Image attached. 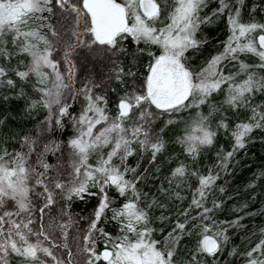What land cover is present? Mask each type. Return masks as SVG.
Listing matches in <instances>:
<instances>
[{
    "label": "snow or ice",
    "instance_id": "obj_1",
    "mask_svg": "<svg viewBox=\"0 0 264 264\" xmlns=\"http://www.w3.org/2000/svg\"><path fill=\"white\" fill-rule=\"evenodd\" d=\"M257 139L264 0H0V264H264Z\"/></svg>",
    "mask_w": 264,
    "mask_h": 264
},
{
    "label": "trees",
    "instance_id": "obj_2",
    "mask_svg": "<svg viewBox=\"0 0 264 264\" xmlns=\"http://www.w3.org/2000/svg\"><path fill=\"white\" fill-rule=\"evenodd\" d=\"M222 28V25L220 26ZM209 31L213 32L214 34H219L216 33V27L213 26ZM212 159H215V155L213 154ZM241 159L243 161H246L248 165L251 166V168H244L240 174V182L243 183V181L247 178H250L252 175L253 171H259V167L261 165H264V145L261 144L260 140L257 139V141L249 146V150L247 152L246 156H241ZM260 200V197L257 196V202L252 204V211H257L261 205L258 202ZM264 218L257 217L256 222H260Z\"/></svg>",
    "mask_w": 264,
    "mask_h": 264
}]
</instances>
